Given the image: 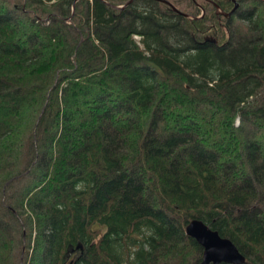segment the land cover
<instances>
[{"label": "trees", "instance_id": "obj_1", "mask_svg": "<svg viewBox=\"0 0 264 264\" xmlns=\"http://www.w3.org/2000/svg\"><path fill=\"white\" fill-rule=\"evenodd\" d=\"M127 1L0 0V264H264V0Z\"/></svg>", "mask_w": 264, "mask_h": 264}, {"label": "water", "instance_id": "obj_2", "mask_svg": "<svg viewBox=\"0 0 264 264\" xmlns=\"http://www.w3.org/2000/svg\"><path fill=\"white\" fill-rule=\"evenodd\" d=\"M130 1L131 0H128L124 4ZM124 4L118 7L122 8ZM236 5L237 3L234 2L233 7L228 12L219 10L215 5V12L223 16H228L234 10ZM71 9H73V6ZM173 10H175V8H173ZM179 13L183 16L190 17L186 13ZM184 232L201 247L200 260L197 264H242L244 262V256L228 238L219 236L215 230L210 229L201 220L193 218L187 221L184 226Z\"/></svg>", "mask_w": 264, "mask_h": 264}, {"label": "rangeland", "instance_id": "obj_3", "mask_svg": "<svg viewBox=\"0 0 264 264\" xmlns=\"http://www.w3.org/2000/svg\"><path fill=\"white\" fill-rule=\"evenodd\" d=\"M135 38H136V37H135ZM136 39H137V38H136ZM0 117H1V116H0ZM70 143H71L70 146L73 145V142H72V141H71Z\"/></svg>", "mask_w": 264, "mask_h": 264}]
</instances>
